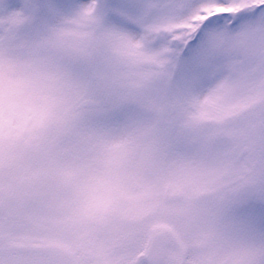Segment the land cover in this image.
<instances>
[{
	"label": "snow or ice",
	"instance_id": "1",
	"mask_svg": "<svg viewBox=\"0 0 264 264\" xmlns=\"http://www.w3.org/2000/svg\"><path fill=\"white\" fill-rule=\"evenodd\" d=\"M0 264H264V0H0Z\"/></svg>",
	"mask_w": 264,
	"mask_h": 264
}]
</instances>
